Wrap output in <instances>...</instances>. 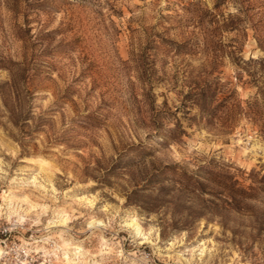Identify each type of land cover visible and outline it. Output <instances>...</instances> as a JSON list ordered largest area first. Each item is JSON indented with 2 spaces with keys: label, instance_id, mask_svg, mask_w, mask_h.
Here are the masks:
<instances>
[{
  "label": "rangeland",
  "instance_id": "rangeland-1",
  "mask_svg": "<svg viewBox=\"0 0 264 264\" xmlns=\"http://www.w3.org/2000/svg\"><path fill=\"white\" fill-rule=\"evenodd\" d=\"M0 248L264 264V0H0Z\"/></svg>",
  "mask_w": 264,
  "mask_h": 264
},
{
  "label": "bare ground",
  "instance_id": "bare-ground-1",
  "mask_svg": "<svg viewBox=\"0 0 264 264\" xmlns=\"http://www.w3.org/2000/svg\"><path fill=\"white\" fill-rule=\"evenodd\" d=\"M35 161H36V160L29 159V160H28V163H29V164H33V163H35ZM42 162H43V161H42ZM80 200H81V202H83V203L89 205V207H91V206L93 205V201H94L93 199H87V198L80 199ZM7 208H8V205H7ZM60 223H61V224H64V221L62 220V221H60ZM96 223H97V224H100V222H96ZM126 225H127V227L131 228V229L134 231V233H135L136 235H140V234H141L140 227H139V225L137 224V222H135L134 220L130 221V222L127 223ZM2 255H3V252H2V250H1V248H0V256H2Z\"/></svg>",
  "mask_w": 264,
  "mask_h": 264
},
{
  "label": "built area",
  "instance_id": "built-area-1",
  "mask_svg": "<svg viewBox=\"0 0 264 264\" xmlns=\"http://www.w3.org/2000/svg\"><path fill=\"white\" fill-rule=\"evenodd\" d=\"M3 251V249H2ZM4 254L2 256H0V260L4 258V256L7 254L6 252H3ZM149 264H154L153 262H149Z\"/></svg>",
  "mask_w": 264,
  "mask_h": 264
}]
</instances>
